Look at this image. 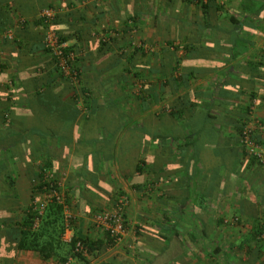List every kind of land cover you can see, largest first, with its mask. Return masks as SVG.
Returning a JSON list of instances; mask_svg holds the SVG:
<instances>
[{
	"label": "crops",
	"instance_id": "0c3cea01",
	"mask_svg": "<svg viewBox=\"0 0 264 264\" xmlns=\"http://www.w3.org/2000/svg\"><path fill=\"white\" fill-rule=\"evenodd\" d=\"M46 1L62 12L57 31L83 56L79 82L56 80L43 91L49 101L38 110L55 135L38 162L52 161L64 175L79 217L64 240L103 239L99 250L66 264H264V164L239 143L252 120L264 144V0ZM42 8L26 26L13 25L18 47L0 42L2 102L32 96V83L50 79ZM134 13V32H126ZM94 30L117 37L102 45ZM12 106L5 111H34ZM8 123L0 122V139ZM9 156L0 148V161ZM31 159L0 168V264L60 262L18 248L33 193ZM120 193L131 200L128 228L113 246L89 215L113 209Z\"/></svg>",
	"mask_w": 264,
	"mask_h": 264
},
{
	"label": "trees",
	"instance_id": "16d2710c",
	"mask_svg": "<svg viewBox=\"0 0 264 264\" xmlns=\"http://www.w3.org/2000/svg\"><path fill=\"white\" fill-rule=\"evenodd\" d=\"M18 3L19 2L17 0H0V5H1L0 30L11 27L13 28L12 30L14 31V35H15L13 40L0 39V42L9 43L10 45H14L15 47H18L21 41L16 35L15 28L13 25L20 23L23 26H26L28 24L27 22L28 16L32 14L37 15L38 7L40 8V7L49 6L56 8L55 6H53V4L48 3L46 0L34 1L33 5H29V3H32L30 0H28L27 4L25 5L24 4L20 5ZM201 4L203 6L205 5L204 3ZM60 14H62V12L60 13L58 12L56 14L54 22H56V20H59L61 18ZM129 19H131V21L135 23V13L132 14V16L129 17ZM126 25L127 27L125 28V31L129 32L130 28L128 26V21L126 22ZM94 31L95 33H97L96 32L97 30ZM100 32L104 33V35L106 36V39L103 38L99 39L102 45H107L109 43H112L115 37H117V36H113L107 30ZM59 36L62 41L69 40L68 37L60 33ZM43 46L45 52L49 55L47 59L48 60L47 63L49 64V66H51L50 71L45 73V76L49 77L50 79H47L46 82H43V84L32 83V86L30 88L35 89V91L32 92L33 93L32 96L23 97L20 95L18 98H13V99L6 98L7 101L5 102H2V98L0 97V106L2 109V110L0 109V122L3 123L9 122L8 128H6L8 135L5 138L0 139L1 140L0 148L7 149L8 154L10 155L8 159H2L0 161L1 163L0 168L1 170L2 169L5 170L12 163H16L17 160H22L24 154L32 158L31 161H29L28 164L26 162L25 165H26L27 173H29L28 171L29 166L30 168L33 166L36 169L34 175L28 174L30 175V179L32 182L33 193L30 204L24 210L25 216L23 218V221L20 223L21 228H20V238L18 242V248L42 252L46 258L53 257L52 255H54L59 259L60 261L59 263L66 264L68 262L69 256L71 255L79 258L80 260H84L86 253H91L93 251L99 250L103 245V239L98 238V239L90 240L82 237H76L74 233V237L70 242L65 241L63 236L67 225L65 222L64 209L63 206L57 202L49 203L44 214L41 216L39 223L35 225V219L37 214L33 210L31 203L36 198L39 191L42 190L41 178H42L43 170L53 169L54 167L52 161L49 162L48 160H46V161H41L39 163L37 156L43 154V148L46 145L44 141L46 140L47 136L50 135L54 137L55 135L54 128L44 127L46 124V120H48V115L43 113L40 114L38 110V105L43 103L44 104L48 103L49 97L46 95V93H43V91L48 88L49 89L54 88V86L57 85L56 80L70 82V80H68L65 76H63V74L59 70V66L57 64V58L51 54L50 49L46 47L44 41H43ZM71 46L74 48L81 49L77 43L71 44ZM81 59L82 56L80 58H77V60L74 62L72 66L75 69L77 68V70L79 71L77 82L80 81L82 74ZM16 73L17 71H14V74ZM49 73H52L53 75L51 74L49 75ZM11 80H12V84H15L16 86L18 78L12 77ZM6 87L9 88L8 86ZM87 92H88L87 90H82L86 105L88 104V107H90L88 103V99L91 96L89 95V92L88 93ZM73 96L76 101L79 100L76 95ZM11 101L13 102V104ZM10 105H13L12 107L32 108L34 109V111H32L31 114L29 115L21 114V112L17 113L16 110L11 111V109L10 111L6 112L5 110L9 109ZM29 116H32L33 126L28 128L25 127V122L28 121L26 119H28L27 117ZM243 150L246 154L244 148ZM252 159L255 161L254 158ZM67 201L71 206L72 202L69 199H67ZM73 215H74L72 218L73 221L70 222L72 228H74L75 223L79 218L74 211H73ZM105 233L107 234V238L110 239L108 231H106ZM78 242H80L82 247L77 248Z\"/></svg>",
	"mask_w": 264,
	"mask_h": 264
},
{
	"label": "built area",
	"instance_id": "2783aa9c",
	"mask_svg": "<svg viewBox=\"0 0 264 264\" xmlns=\"http://www.w3.org/2000/svg\"><path fill=\"white\" fill-rule=\"evenodd\" d=\"M194 1L206 3L208 0ZM57 11L56 8L47 6L43 7L38 13V18L42 20V23L46 27L43 41L46 47L50 49L51 54L57 58V64L63 76L70 80V82L76 83L78 81L79 71L72 66L77 58L83 56V49L74 48L68 41H62L60 39L59 33L54 26ZM128 26L131 33L134 32V25L131 19H128ZM12 29L9 27L0 30V39L13 40L15 35ZM109 32L111 34L115 33L113 31ZM94 36H97L99 39H106L104 33L94 32ZM138 44L140 46L143 45L142 42H138ZM239 143L245 149L247 156L254 158L259 164H264V144L260 143L255 137L254 121L248 120L245 122L240 132ZM63 176V174L59 175L53 169L43 170L41 178L42 190L39 191L31 203L33 210L37 214L35 225L39 223L49 203L57 202L63 206L67 228L69 230L72 228L70 222L73 221L72 218L74 215L67 201L65 179ZM130 201L127 193H120L117 196L113 209L96 211L91 217V221L96 228L105 232L108 231L113 246L119 244L127 232L128 217L126 211ZM237 220L238 218H235V221ZM65 237L68 241H71L73 238L71 234ZM77 246V248L82 247L80 242L77 243Z\"/></svg>",
	"mask_w": 264,
	"mask_h": 264
},
{
	"label": "rangeland",
	"instance_id": "374dc122",
	"mask_svg": "<svg viewBox=\"0 0 264 264\" xmlns=\"http://www.w3.org/2000/svg\"><path fill=\"white\" fill-rule=\"evenodd\" d=\"M119 193V192H118ZM117 194V193H116ZM111 208V207H110ZM109 208V209H110ZM104 209V208H103ZM103 209H95V210H93L91 213H90V215H89V217L91 218L92 217V215H93V213H95L96 211H100V210H103Z\"/></svg>",
	"mask_w": 264,
	"mask_h": 264
}]
</instances>
